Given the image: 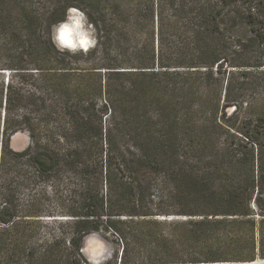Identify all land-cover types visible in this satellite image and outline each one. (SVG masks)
Instances as JSON below:
<instances>
[{
  "label": "trees",
  "instance_id": "trees-1",
  "mask_svg": "<svg viewBox=\"0 0 264 264\" xmlns=\"http://www.w3.org/2000/svg\"><path fill=\"white\" fill-rule=\"evenodd\" d=\"M5 69L0 264L264 258V0H0Z\"/></svg>",
  "mask_w": 264,
  "mask_h": 264
},
{
  "label": "rangeland",
  "instance_id": "rangeland-1",
  "mask_svg": "<svg viewBox=\"0 0 264 264\" xmlns=\"http://www.w3.org/2000/svg\"><path fill=\"white\" fill-rule=\"evenodd\" d=\"M80 14H81V12H79L78 10L71 9L68 11L66 18L56 26L54 33H53V41H54L55 45L57 46V48L67 49V50H75V49L82 48L79 46V44L77 42V37H76L75 33H73L71 36L72 41L74 43H77V47L74 49L71 48L69 45L61 42L59 39L60 28L64 25H66L71 30L73 28L74 24L76 23L77 19L80 20V24H81V27L78 29V31L85 33L86 38L89 39V41L94 40V44H95L96 39L93 35L92 29L87 24L84 16L81 18ZM54 26H55V24H52L50 31L53 30ZM94 44H90V46H93ZM90 46H88L87 48H89ZM83 49H85V48H83ZM9 72L10 71L8 69L1 70L0 71V81L3 80L4 78L8 77ZM13 142H14L13 145L15 147H17V148L22 147L27 142V135L25 133L21 132L19 134V136L14 139ZM97 245H99V253H100L98 256L94 255V249H96ZM85 249L86 250L84 252H85L86 256L89 258V260L92 261L93 259H98V258H102L103 256H105L107 254V251H108V246L100 237H98L94 234H91V235H89V237H86V239H85ZM263 254H264V252H263ZM255 260L258 263H261L264 260V258H262L260 256V252L258 250H256ZM227 263H232V262H227ZM234 263H236V262H234ZM217 264H221V263H217Z\"/></svg>",
  "mask_w": 264,
  "mask_h": 264
},
{
  "label": "clouds",
  "instance_id": "clouds-1",
  "mask_svg": "<svg viewBox=\"0 0 264 264\" xmlns=\"http://www.w3.org/2000/svg\"><path fill=\"white\" fill-rule=\"evenodd\" d=\"M80 17H83V14H80ZM81 27L80 20L77 19L76 23L74 24L73 28L70 30L66 25L62 26L59 30V39L61 42L69 45L71 48H76L77 43H74L71 39V36L73 33H75L77 37V42L80 47L87 48L90 46V44H94L93 41H89V39L86 38V34L83 32L78 31V29ZM99 253V245H97L96 249H94V255L98 256ZM91 264H102L101 260L99 259H93L91 261Z\"/></svg>",
  "mask_w": 264,
  "mask_h": 264
},
{
  "label": "bare ground",
  "instance_id": "bare-ground-1",
  "mask_svg": "<svg viewBox=\"0 0 264 264\" xmlns=\"http://www.w3.org/2000/svg\"><path fill=\"white\" fill-rule=\"evenodd\" d=\"M19 136V134L17 135V137ZM14 146V145H13ZM89 237V236H87ZM211 264H217V263H211ZM221 264H264V260L261 263H258L256 260L252 261V262H232V263H227V262H223Z\"/></svg>",
  "mask_w": 264,
  "mask_h": 264
},
{
  "label": "water",
  "instance_id": "water-1",
  "mask_svg": "<svg viewBox=\"0 0 264 264\" xmlns=\"http://www.w3.org/2000/svg\"><path fill=\"white\" fill-rule=\"evenodd\" d=\"M83 250L85 251L86 249H85V245H84V248H83ZM109 252H110V249H109V247H108V251H107V254L105 255V256H103L102 258H98L99 260H102V259H104L108 254H109ZM255 261V260H254ZM202 264H205V263H202ZM206 264H210V263H206Z\"/></svg>",
  "mask_w": 264,
  "mask_h": 264
}]
</instances>
